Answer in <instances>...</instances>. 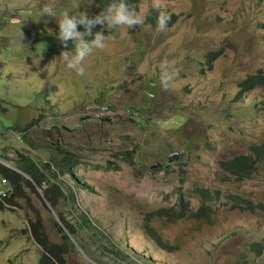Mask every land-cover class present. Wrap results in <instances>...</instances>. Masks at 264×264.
<instances>
[{"label": "rangeland", "instance_id": "374dc122", "mask_svg": "<svg viewBox=\"0 0 264 264\" xmlns=\"http://www.w3.org/2000/svg\"><path fill=\"white\" fill-rule=\"evenodd\" d=\"M76 3L80 12L95 7V0H0V15L10 10L15 19L0 27V155L73 157L79 184L58 171L57 180L116 245L153 261L139 264H264V252L257 257L250 250L264 238V211L239 210L226 197L264 205V163L242 181L219 168L264 141V87L236 99L243 80L264 74V0H161L160 9L138 0L137 12L179 18L162 32L143 24L122 35L103 25L111 32L106 47L86 59L83 76L67 68L62 54L46 57L48 36L58 35L64 12L76 14ZM46 4L54 6V17L41 15ZM211 51L220 54L209 69ZM164 60L179 71L168 90L160 83ZM181 149L183 157L168 161ZM201 188L220 191L209 203V222L155 220L151 226L175 247L159 249L142 229L143 214L170 207L180 192L195 211L194 190ZM36 191L24 186L14 207L0 208V264H38L41 249L23 232L37 217L49 240L61 243L56 219ZM66 264L95 263L74 245Z\"/></svg>", "mask_w": 264, "mask_h": 264}, {"label": "trees", "instance_id": "16d2710c", "mask_svg": "<svg viewBox=\"0 0 264 264\" xmlns=\"http://www.w3.org/2000/svg\"><path fill=\"white\" fill-rule=\"evenodd\" d=\"M173 1V0H163ZM118 2V0H95V7L92 8L87 15L91 18L100 12L104 11L111 3ZM131 7L138 9V0H126ZM14 13L9 10L6 15H0V22L4 28L10 21H15L10 17ZM159 13L157 10H150L145 14L144 25L156 26L157 17ZM170 19L167 26H173L178 15L170 14ZM79 31H84L82 25H78ZM93 34L97 31L103 32L105 37L111 32L104 29L103 25H95L92 29ZM49 48L46 51V57H53L55 55L62 54L65 50H75V43L69 41L67 47L62 45L58 39V35H49ZM91 36H86L85 39H91ZM220 51H211L206 55V64L210 69L213 62L219 57ZM155 86H152L153 89ZM240 90L237 93L239 99L241 95L252 88L264 87V74L258 72L255 75H249L245 80L239 84ZM146 103L142 108L148 109ZM136 114L143 115V110L132 108ZM138 125L145 126V120L140 119L135 121ZM33 124V123H32ZM30 125V127L32 126ZM28 130V129H25ZM25 139V137H23ZM27 140V137H26ZM46 142L51 147L48 138ZM33 149L36 145L30 144ZM58 145L53 147L56 149ZM52 148V147H51ZM18 158L16 161L11 159H5L0 155V159L6 160L9 164H13V168L26 174L31 179L28 180L22 176L15 169L6 167L0 163V181L5 180L7 182L6 187L10 189L6 197L0 196V208L3 205L14 207L16 205L15 199L22 196L23 187L26 186L31 189L32 192L37 193L36 187L42 191L43 202L46 208L48 204L55 211L61 223L64 225L66 231L73 237L78 246L82 249L86 257H88L95 264H139V262H153L145 256H135L133 253H129L127 249H122L112 241L111 236L105 231L101 230L99 224L93 221L88 213L81 209L77 203L76 198L72 190L67 192L62 183L56 178L57 171L61 175H71L74 184L78 185L79 180L73 176V168L77 165L73 157L67 156L66 152L57 158L49 161H43L35 158L31 155L16 150ZM180 156L185 154L184 149H181ZM179 153V152H177ZM179 156V157H180ZM173 161L177 160V157H171ZM170 158V160H172ZM129 165L133 163L128 162ZM264 163V141L259 144L251 145L247 154L233 156L225 161L219 163V168L230 177H233L237 181L248 180L254 176L260 165ZM94 169H102L96 166ZM165 171H167L165 169ZM225 181H229L230 178L223 177ZM2 188L0 187V190ZM81 189L91 191V188L85 184H81ZM194 194L199 199V206L195 211L190 210V202L187 200L182 192L178 194L176 202L170 207H159L157 209L148 211L143 214L142 229L145 235L161 250L172 252L175 247L164 242L161 236L151 226V223L158 219H163L169 223H175L187 218H194L197 220H203L209 222L211 206L210 202L218 200L220 191L210 189H195ZM232 205L239 210H247L253 213L256 210H263V204H253L252 201L246 199L237 194H229L226 196ZM48 203V204H47ZM59 208L65 209L69 215L70 220L66 219L64 212L58 210ZM60 235L61 243H53L49 240L48 235L45 233L42 220L37 217L35 221H29L28 229L24 230V233H29L33 241L40 247L41 253L38 259V264H66V255L69 250L74 249V244L70 241L69 237L58 225L54 222ZM250 250L257 257L264 252V238L259 242L250 245Z\"/></svg>", "mask_w": 264, "mask_h": 264}, {"label": "clouds", "instance_id": "9594fccd", "mask_svg": "<svg viewBox=\"0 0 264 264\" xmlns=\"http://www.w3.org/2000/svg\"><path fill=\"white\" fill-rule=\"evenodd\" d=\"M80 5L78 3L73 5L76 10L75 15H69L64 12L57 20L58 23V39L62 45L67 47L68 42H75V52H62V58L66 63L68 69L76 72L77 75H85L84 62L93 54L94 50H103L106 47V37L101 31L93 34V27L95 25H106L108 28H118L122 30V35H127L129 29H134L136 26L143 25L145 22V15L137 12L135 8L131 7L126 0H118V2L111 3L106 9L94 17H89L86 12L79 11ZM152 7L160 9L163 7L161 0H152ZM42 16L54 17L56 15L54 6L46 4L41 11ZM170 16L161 12L157 17V31H164L167 28ZM78 25L84 27V31L78 30ZM86 36H91V39H85ZM160 83L164 90H168L170 85L179 76V71L167 60L160 64Z\"/></svg>", "mask_w": 264, "mask_h": 264}, {"label": "water", "instance_id": "95a60500", "mask_svg": "<svg viewBox=\"0 0 264 264\" xmlns=\"http://www.w3.org/2000/svg\"><path fill=\"white\" fill-rule=\"evenodd\" d=\"M180 154H181V152H179V153H174V154H172L171 153V155L170 156H168V161H169V159L171 158V157H177V158H179V156H180ZM0 163H2L3 165H5L6 167H10V168H12V169H15V168H13L9 163H6V162H1L0 161ZM17 172H19L22 176H24L26 179H28V180H30L31 181V179L29 178V176L28 175H26V174H24V173H22V172H20L19 170H17V169H15ZM38 188L36 187V190H37ZM42 198L44 199V197H43V195H42ZM48 204V203H47ZM48 206V209L53 213V215H54V217H55V219H56V222L58 223V225L62 228V230L66 233V235L69 237V239H70V241L84 254V252L82 251V249L77 245V243L75 242V240L73 239V237L66 231V229H65V227H64V225L61 223V221L59 220V218H58V216L56 215V213L54 212V210L51 208V206L48 204L47 205ZM84 256H86L85 254H84Z\"/></svg>", "mask_w": 264, "mask_h": 264}, {"label": "built area", "instance_id": "2783aa9c", "mask_svg": "<svg viewBox=\"0 0 264 264\" xmlns=\"http://www.w3.org/2000/svg\"><path fill=\"white\" fill-rule=\"evenodd\" d=\"M3 24H1V22H0V27H2L3 28ZM95 107V106H94ZM93 108V107H92ZM96 108V107H95ZM95 108H93V109H95ZM6 182H5V180L3 179L1 182H0V187L2 188L1 190H0V196L1 197H6L7 196V193L8 192H6V190H8V188L6 187V185H4ZM1 185H4V186H1Z\"/></svg>", "mask_w": 264, "mask_h": 264}, {"label": "bare ground", "instance_id": "6f19581e", "mask_svg": "<svg viewBox=\"0 0 264 264\" xmlns=\"http://www.w3.org/2000/svg\"><path fill=\"white\" fill-rule=\"evenodd\" d=\"M42 194V193H41Z\"/></svg>", "mask_w": 264, "mask_h": 264}, {"label": "crops", "instance_id": "0c3cea01", "mask_svg": "<svg viewBox=\"0 0 264 264\" xmlns=\"http://www.w3.org/2000/svg\"><path fill=\"white\" fill-rule=\"evenodd\" d=\"M13 16V15H12Z\"/></svg>", "mask_w": 264, "mask_h": 264}]
</instances>
